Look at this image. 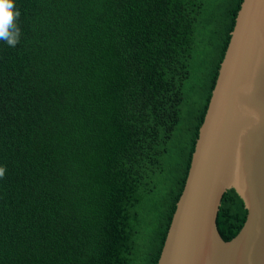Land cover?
Returning <instances> with one entry per match:
<instances>
[{"label":"trees","instance_id":"1","mask_svg":"<svg viewBox=\"0 0 264 264\" xmlns=\"http://www.w3.org/2000/svg\"><path fill=\"white\" fill-rule=\"evenodd\" d=\"M242 2L14 0L0 264H158ZM246 216L226 192L225 242Z\"/></svg>","mask_w":264,"mask_h":264},{"label":"water","instance_id":"2","mask_svg":"<svg viewBox=\"0 0 264 264\" xmlns=\"http://www.w3.org/2000/svg\"><path fill=\"white\" fill-rule=\"evenodd\" d=\"M234 190L247 211L225 242ZM158 264H264V0H243Z\"/></svg>","mask_w":264,"mask_h":264},{"label":"clouds","instance_id":"3","mask_svg":"<svg viewBox=\"0 0 264 264\" xmlns=\"http://www.w3.org/2000/svg\"><path fill=\"white\" fill-rule=\"evenodd\" d=\"M20 15L14 0H0V41L8 46L16 47L20 42L21 28L17 23ZM4 175L5 167H0V178Z\"/></svg>","mask_w":264,"mask_h":264},{"label":"rangeland","instance_id":"4","mask_svg":"<svg viewBox=\"0 0 264 264\" xmlns=\"http://www.w3.org/2000/svg\"><path fill=\"white\" fill-rule=\"evenodd\" d=\"M213 2L214 0H206L207 6H212Z\"/></svg>","mask_w":264,"mask_h":264}]
</instances>
